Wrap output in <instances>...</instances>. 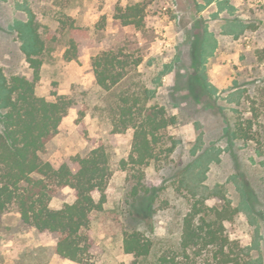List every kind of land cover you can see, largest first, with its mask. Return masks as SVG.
Returning a JSON list of instances; mask_svg holds the SVG:
<instances>
[{
  "label": "rangeland",
  "instance_id": "374dc122",
  "mask_svg": "<svg viewBox=\"0 0 264 264\" xmlns=\"http://www.w3.org/2000/svg\"><path fill=\"white\" fill-rule=\"evenodd\" d=\"M135 5L141 25L121 18ZM30 13L46 42L37 94L72 103L44 159L77 172L75 159L100 145L112 156L104 209L92 214V264H156L177 249L194 201L189 186L222 192L207 201L210 207L222 208V195L231 201L238 213L228 235L252 264H264V0H0V69L7 77L33 78L18 29ZM73 28L86 34L78 58L69 61ZM107 52L131 63L109 91L94 68ZM124 98L135 111L157 106L176 117L148 166L122 167L134 139L133 128L115 131ZM250 120L251 138H234L236 125L248 128ZM136 185L145 216L132 196ZM74 201L64 188L50 207ZM133 231L152 241L149 257L125 252V235ZM56 244V235L24 224L16 207L0 213V264H76L58 255ZM196 264H214L211 253Z\"/></svg>",
  "mask_w": 264,
  "mask_h": 264
},
{
  "label": "trees",
  "instance_id": "16d2710c",
  "mask_svg": "<svg viewBox=\"0 0 264 264\" xmlns=\"http://www.w3.org/2000/svg\"><path fill=\"white\" fill-rule=\"evenodd\" d=\"M141 12L139 5L130 6L121 18L127 24L141 25ZM41 27L36 16L30 13L29 20L18 28L22 49L34 71L33 78L7 77L0 69V213L16 207L24 224L57 236L58 255L76 264H92V214L104 209L112 175V156L105 145H100L87 156L75 159L79 165L77 172L69 164L56 168L44 159L72 103L67 99L50 102L37 94L46 51ZM85 34V30L73 28L70 48L65 55L67 60L78 58L79 42ZM130 65L114 52L96 57L94 68L98 85L111 90L125 78ZM130 101V98L123 99L119 118L114 123L119 133L134 129L133 150L129 159L122 161L123 169L129 164L148 166L157 157L162 132L176 124V117L169 116L164 108L144 106L135 111ZM251 129L250 120L248 128L243 123L236 125L232 135L236 139H250ZM175 146L173 142L168 151L173 152ZM64 188L72 191L74 203L59 210L52 209V198ZM189 190L194 201L183 219L180 244L177 249L163 253L156 264H188L189 261L196 264L208 253L214 264H252L247 251L227 233V223L238 209L233 208L225 195H222L225 200L222 208L210 207L207 201L213 195L221 196L220 191L195 186H189ZM96 195H100L99 200ZM132 196L137 212L145 216L138 185ZM123 247L126 253L145 259L151 255L153 243L142 232L133 231L125 235Z\"/></svg>",
  "mask_w": 264,
  "mask_h": 264
}]
</instances>
